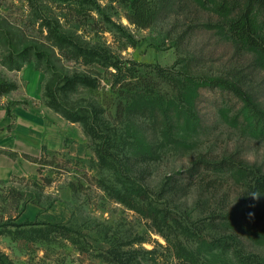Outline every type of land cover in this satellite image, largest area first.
Segmentation results:
<instances>
[{
  "label": "rangeland",
  "instance_id": "obj_1",
  "mask_svg": "<svg viewBox=\"0 0 264 264\" xmlns=\"http://www.w3.org/2000/svg\"><path fill=\"white\" fill-rule=\"evenodd\" d=\"M154 2V18L141 27L127 19L129 0H0V97L5 106L10 112L11 107H44L65 119L51 101L75 108L101 103L108 76L97 63L61 54L63 47L54 35L65 33L137 68L169 69L178 76L190 75L198 84L204 78L234 82L264 110V70L252 53L227 38L208 3ZM72 9L80 14L79 21ZM73 74L98 78L101 84L95 89H61ZM196 89L195 116L186 130L180 127L182 135L146 120L145 149L152 156L145 153L141 160L126 148L107 152L118 153L122 161L126 173L121 181L131 175L155 193L169 182L170 208L205 242L234 236L264 264V198L250 188L248 171L264 173V130L248 125L242 102L231 93ZM67 128L69 136L60 146H43L36 175L0 183V213L15 207L10 188L23 194L19 209L29 200L18 218L0 226V264H112L105 258L113 246L145 250L144 264H175L174 249L151 230L150 219L99 185L101 179L122 184L117 181L119 171L99 162L100 140H91L79 122L67 120ZM246 230L263 236L255 240ZM218 253L214 250L211 262H222Z\"/></svg>",
  "mask_w": 264,
  "mask_h": 264
},
{
  "label": "trees",
  "instance_id": "obj_2",
  "mask_svg": "<svg viewBox=\"0 0 264 264\" xmlns=\"http://www.w3.org/2000/svg\"><path fill=\"white\" fill-rule=\"evenodd\" d=\"M154 1L129 0L130 9L127 14L129 22L136 26H149L156 14L157 7ZM200 1L202 5L205 2L208 3L210 11L219 17L223 25L221 28L227 38L252 53L255 63L264 70V0ZM71 14H75L77 18L73 17L74 20L79 21L80 14L77 9H72ZM54 37L63 47L61 54L67 58H81L87 64L97 63L108 76L105 78L108 91L100 101L101 103L87 102L85 106L78 108L70 107L65 103L61 106L54 100L50 104L55 105V110L61 112L65 119L81 123L85 134L91 140H100L99 162L104 167L113 169L115 173L119 171L117 181H121L119 178L125 176V168L122 161L118 159V153L113 155L107 151L111 148L117 150L126 148L130 155L141 160L146 157L145 153L147 157L152 156L151 151L145 149L146 120L152 126L160 124L170 133L171 129H174L176 134L181 132L182 135V130H186L191 125L192 117L195 116L193 94L197 92V87H210L231 93L242 102L245 111L244 119L248 121V125L260 131L264 130V110L251 99L247 91L234 82L220 78H204L198 84L191 80L190 75L178 76L169 69L153 66H147L151 67L150 70L137 68L134 62H120L115 57L113 61L112 56L103 48H89L71 34L56 33ZM65 79L66 82L61 89L71 91L77 90L79 85L95 89L101 84L100 79L81 74H73L72 77ZM51 97L54 98L53 95ZM66 103H70L68 99ZM6 109L9 115V108ZM101 147H105V151ZM44 150L45 147L42 148V152ZM108 157L112 159L109 160ZM40 158L35 159L39 165L42 164L40 161L42 158ZM244 171L247 173L250 171V188L264 198V173L259 169H248V171L244 169ZM189 173L191 175V172ZM125 180L117 186L106 184L104 179H101L99 185L110 197L150 219L151 230L163 236L169 246L174 249L175 264H261L260 256L243 249L234 236L229 241L214 240L213 237V242L209 243L205 242L202 235L194 233L190 224L176 210L170 208L173 206V199L168 194L171 185L169 182L155 193L145 183L131 175L126 176ZM8 196L11 198L12 205H15L12 207L14 213L12 214V210L8 213L1 210L0 226L6 225L7 220L18 218L29 201L24 200L19 209L18 203L23 194L10 188ZM21 225L24 224H15V227ZM246 233L258 241L264 234V232L262 234V232L249 230H246ZM233 249L234 252H232ZM214 250L219 251L218 256L223 258L222 262H219L220 260L211 262L210 258L215 257ZM142 251L145 250L113 246L106 251L105 259L112 264H144ZM230 256L235 257L236 263L232 262Z\"/></svg>",
  "mask_w": 264,
  "mask_h": 264
},
{
  "label": "crops",
  "instance_id": "obj_3",
  "mask_svg": "<svg viewBox=\"0 0 264 264\" xmlns=\"http://www.w3.org/2000/svg\"><path fill=\"white\" fill-rule=\"evenodd\" d=\"M6 108L5 99L0 97V183L36 175L39 165L35 159L40 157L43 146L52 142L60 146L69 136L67 120L52 110L11 107L12 117Z\"/></svg>",
  "mask_w": 264,
  "mask_h": 264
}]
</instances>
